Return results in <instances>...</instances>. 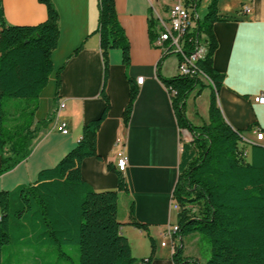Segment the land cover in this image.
I'll return each mask as SVG.
<instances>
[{"label":"trees","instance_id":"obj_1","mask_svg":"<svg viewBox=\"0 0 264 264\" xmlns=\"http://www.w3.org/2000/svg\"><path fill=\"white\" fill-rule=\"evenodd\" d=\"M41 1L47 6L45 21L11 25L5 20L0 0V176L31 154L33 140L50 122H34V116L39 94L53 71L51 55L58 44L59 12L52 0ZM186 1L196 15L201 0ZM219 20L218 0H210L204 18H198L196 27L187 34L184 49L192 54L203 40L207 44L196 66L212 88L208 122L194 125L186 112L189 94L197 86H205L202 77L180 73L160 76L170 93L176 91L171 102L179 127L192 136L182 142L173 191L178 205L175 235L179 237L173 260L175 264H203L184 253L183 239L198 234L211 246L204 264H264V145L252 144L249 158L243 156L239 147L242 132L226 121L219 107L218 90L225 76L213 64L218 46L213 24ZM156 25L151 23L153 39ZM97 32L105 67L103 111L83 125L77 146L55 166L41 169L35 182L0 190V264L9 248L14 255L16 245L30 264H151L155 257L154 241L149 256L133 255L118 219L119 190L97 191L81 176L80 164L85 158H100L97 132L111 108L106 92L110 50L121 49L123 63L130 62L129 41L118 20L115 0H99ZM138 93V85L131 80L126 123ZM6 119L14 122L12 127L6 125ZM109 168L117 173L119 189H126L123 172L112 165ZM130 223L146 227L133 216ZM67 245L79 254L77 263L63 250Z\"/></svg>","mask_w":264,"mask_h":264},{"label":"crops","instance_id":"obj_2","mask_svg":"<svg viewBox=\"0 0 264 264\" xmlns=\"http://www.w3.org/2000/svg\"><path fill=\"white\" fill-rule=\"evenodd\" d=\"M52 1L59 12V38L51 55L53 71L39 94L34 116V122H50L33 140L31 154L0 176V190L35 182L41 169L55 166L77 146L83 125L99 117L104 108L101 91L105 67L97 32L99 0ZM202 1L206 11L210 0ZM177 2L115 0L118 20L129 41L130 62L123 63L121 49L110 50L106 92L111 108L97 132L100 158L87 157L80 164L82 178L95 190H119L121 232L128 237L137 258L149 256L154 241L151 264H175L173 245L179 237L170 239L165 231L177 224L173 191L182 142L192 139L187 129L179 127L170 92L160 79L178 74L179 56L176 54L173 62L170 54L163 57L154 44L161 19L168 17L169 8ZM247 5L249 10L244 9ZM2 6L5 20L11 25H35L47 18V6L41 0H2ZM218 8L222 20L213 24L218 43L213 64L225 75L218 90V104L226 121L254 141L253 129L259 127L264 133V103L255 101L257 95L264 94V0H218ZM153 21L157 24L154 39ZM203 47L205 53L207 44ZM140 76L144 77L142 83L137 82ZM131 80L138 85L139 93L126 123L124 111ZM211 91L206 81L204 87L197 86L189 94L186 112L194 125L208 122ZM62 101L66 107L56 113ZM57 116L66 123L67 133L58 129ZM117 138L125 142L128 155V166L123 171L126 189H119L117 173L109 168L112 165L118 170ZM255 143L264 145V136ZM132 216L146 227L131 224ZM189 236L195 241L200 239L198 234ZM183 244L185 249L184 239ZM194 257L200 261L199 256Z\"/></svg>","mask_w":264,"mask_h":264},{"label":"built area","instance_id":"obj_3","mask_svg":"<svg viewBox=\"0 0 264 264\" xmlns=\"http://www.w3.org/2000/svg\"><path fill=\"white\" fill-rule=\"evenodd\" d=\"M244 9L249 10V6H245ZM196 18V19H195ZM198 16L193 15V6L191 3H188L186 0H178L177 3L173 4L168 10V17L166 19H161L160 28L157 38L154 40L155 46L159 47L162 53H174L179 56V67L178 73L182 75H198L204 78V74L201 73L197 66L196 61L199 57L203 56V44L201 43L199 48L192 54H187L185 52L186 36L188 33H191L197 25ZM181 57V58H180ZM140 80H143L144 77H138ZM206 78V77H205ZM176 91L173 90L170 95L175 94ZM255 101L259 103H264V94L257 95ZM66 107L65 101H62L58 104L56 113H59L62 109ZM56 118V117H55ZM56 123L58 124V129L67 133L68 129L64 121H60L58 116L56 118ZM256 140L246 139L241 134V142L239 147L241 154L249 158L251 145L255 141L263 139L264 133L261 128L257 127L253 129ZM116 145L118 146L117 159L119 160V166H121L122 172L128 166V155L126 153L125 142L121 138L116 139ZM175 207L178 205L175 202ZM178 225H169L165 231V236L173 239L176 236V231ZM166 242H162L165 244ZM174 249V245H173Z\"/></svg>","mask_w":264,"mask_h":264},{"label":"rangeland","instance_id":"obj_4","mask_svg":"<svg viewBox=\"0 0 264 264\" xmlns=\"http://www.w3.org/2000/svg\"><path fill=\"white\" fill-rule=\"evenodd\" d=\"M203 5H204V1L200 2L198 7H197L196 14L200 17V19H203L204 16L206 15V13L208 12V8L205 11V8ZM204 43L205 42L203 40L202 44L204 45ZM176 58H177L176 54H174V53L170 54V60L171 61L176 62ZM203 81L206 82L207 79L204 77ZM5 123L8 127H12L14 124V122H12L11 119H6ZM188 141H190V140H188ZM175 211L176 210H174V212ZM184 243H185V249L184 250L186 251V253L189 254L190 256H194V255L199 256L201 263L204 264L207 261V259L210 257L211 246H210V242L207 238L202 237L201 239L195 241V240H193V238L191 236H187L184 238ZM13 250H14V255H13L12 248H9L8 251L6 250L4 252V254H3L4 263H2V264H30V263H26V261L24 260V257L21 255V253H19V251H18L19 247L17 245L14 246ZM63 250L66 253H68L69 255H71V257L75 263L78 262L79 254L76 252V250L73 246H71V245L64 246ZM49 264H52V262ZM59 264H71V263L61 261Z\"/></svg>","mask_w":264,"mask_h":264},{"label":"bare ground","instance_id":"obj_5","mask_svg":"<svg viewBox=\"0 0 264 264\" xmlns=\"http://www.w3.org/2000/svg\"><path fill=\"white\" fill-rule=\"evenodd\" d=\"M203 50H204V48H203ZM206 50H207V48H206ZM205 53H206V52H205ZM205 53L203 52V55H204ZM142 81H143V80H140L139 78H137V82H138V83H142ZM116 167H117L118 170L122 171V170H121V166H119V160H118V159H117V162H116Z\"/></svg>","mask_w":264,"mask_h":264}]
</instances>
